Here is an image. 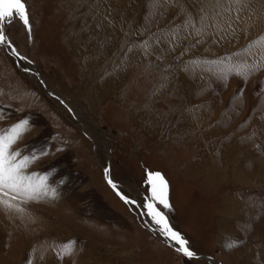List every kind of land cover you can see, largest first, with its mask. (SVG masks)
I'll return each mask as SVG.
<instances>
[{"label": "rangeland", "instance_id": "rangeland-1", "mask_svg": "<svg viewBox=\"0 0 264 264\" xmlns=\"http://www.w3.org/2000/svg\"><path fill=\"white\" fill-rule=\"evenodd\" d=\"M103 1L24 0L30 29L15 16L3 22L9 48L90 117L109 149L98 148L0 45V135L28 121L11 150L17 160L30 158L22 171L33 184L46 177L37 198L0 193L7 201L0 202V264H177L175 257L212 264L151 233L135 205L108 184L103 166L142 203L150 198L148 173L160 172L170 207H158L192 251L223 264H264V0ZM88 15L109 35L117 29L118 43L91 36ZM145 39L143 58L121 68L123 51ZM193 154L219 174L208 196L176 187ZM174 187L193 205L192 222L175 215ZM231 196L232 213L215 225L213 207Z\"/></svg>", "mask_w": 264, "mask_h": 264}, {"label": "snow or ice", "instance_id": "snow-or-ice-1", "mask_svg": "<svg viewBox=\"0 0 264 264\" xmlns=\"http://www.w3.org/2000/svg\"><path fill=\"white\" fill-rule=\"evenodd\" d=\"M14 16L18 17L30 29L28 10L24 0H0V44L7 41L2 27L3 22H11ZM16 54L18 55V53ZM27 124L28 121H21L13 125L8 133L0 135V193H3L5 196H7L8 192L15 193L12 199H15L17 196L33 199L37 198L44 191L43 181L46 177L41 178L40 184H33L31 178L27 177L22 171L23 168L28 166L30 158L24 157L21 160H17L19 153L11 150V146L26 130ZM45 154L43 150L40 153V155ZM38 158L36 154H33L31 160L34 161ZM107 171L105 169L106 174ZM108 182L112 184L111 180ZM147 182L150 185V198L142 205L147 209V215L159 226V231L165 237L174 241L179 246L177 251L183 253L186 257H195L196 253L190 249L188 241L180 232L173 229L164 212L158 207V205H162L164 208L170 207L167 195V181L160 172L150 171L147 175ZM112 186L116 187L114 184ZM122 199L127 203H137L135 200H128L127 197L122 196ZM0 202L7 204V201Z\"/></svg>", "mask_w": 264, "mask_h": 264}, {"label": "bare ground", "instance_id": "bare-ground-1", "mask_svg": "<svg viewBox=\"0 0 264 264\" xmlns=\"http://www.w3.org/2000/svg\"><path fill=\"white\" fill-rule=\"evenodd\" d=\"M83 1V0H82ZM100 1V0H99ZM102 1V3L104 2L105 3V1H103V0H101ZM109 1V0H108ZM107 1V2H108ZM115 2H116V0H114ZM124 1L125 0H121V2L122 3H124ZM110 2V1H109ZM109 2H108V4H109ZM83 3V2H82ZM81 3V4H82ZM97 3V2H96ZM121 3V4H122ZM98 4V3H97ZM125 4H128V3H126L125 2ZM103 5H105V4H103ZM129 5V4H128ZM128 5L126 6V7H128ZM108 6V5H107ZM101 7V6H100ZM121 7V6H120ZM130 7H132V6H130ZM103 8V7H102ZM100 8L101 10L99 11L98 9V11L99 12H104L103 11V9L105 10V8ZM113 8V7H112ZM123 8V7H122ZM111 9V8H110ZM124 10V9H123ZM128 10V9H127ZM130 10V9H129ZM132 10V9H131ZM107 11H108V9H107ZM117 11H118V9H117ZM96 12V11H95ZM109 12V11H108ZM107 12V13H108ZM123 12V11H122ZM128 12V11H127ZM130 12V11H129ZM111 13H113V12H111ZM98 14H100V13H98ZM97 14V15H98ZM129 14H131V13H129ZM74 15V14H73ZM124 15V14H123ZM100 16V15H99ZM105 16V15H104ZM109 16H111V15H109ZM113 16V15H112ZM111 16V17H112ZM122 16V15H121ZM127 17H128V15H126ZM139 16V15H138ZM110 17V18H111ZM117 17V16H116ZM118 17H120V16H118ZM87 18V25H86V23H85V21H84V26L86 25L87 26V30L91 33V31H92V33H91V36H93V37H98L99 39H101L100 41L101 42H106V43H109L111 46L113 45L112 43H115L116 41H119L118 39H119V36H117V34H116V32H114V31H116V30H113V29H110L111 31H110V35H109V33L108 32H106V31H102L101 29H100V27L98 26V24H97V18H95V17H93V15L92 16H89L88 15V17H86ZM113 18V17H112ZM122 18V17H121ZM128 18H130V17H128ZM102 19V18H101ZM116 19V22H117V19L118 18H115ZM124 21V20H123ZM133 21V20H132ZM112 22V21H111ZM126 22V21H125ZM127 22H129V21H127ZM96 24H97V26H96ZM120 24V23H119ZM119 24H115L116 26H118L119 28H120V25L121 24H123V22H121V24L119 25ZM130 24V23H129ZM134 24V23H133ZM125 25V24H124ZM128 25V24H127ZM132 25V24H131ZM114 27V26H113ZM147 27V26H146ZM112 28V27H111ZM108 29V28H107ZM121 29V28H120ZM133 29V28H132ZM146 29V28H145ZM91 30V31H90ZM109 30V29H108ZM142 31V30H141ZM149 31V30H148ZM220 31V30H219ZM122 34V33H121ZM138 34V33H137ZM131 36V35H130ZM126 38H127V35H126ZM137 38V37H136ZM138 39V38H137ZM82 40V39H81ZM84 40V39H83ZM98 40V39H97ZM74 41V43L76 44V45H81L78 41H76V40H73ZM126 41L127 40H125L124 41V43H123V45L124 44H126ZM131 41H132V39H131ZM136 41V40H135ZM140 41V40H139ZM81 42V41H80ZM134 42V41H133ZM150 42V39L148 40H143V42H140V46L139 47H137V46H133L132 44V47H131V45H128V49L125 51H123V53H122V61L124 62V63H122V65H124L123 67H121V68H124L125 67V65L126 64H128V62L126 63V61L127 60H129V59H132V58H134V56H138V58H143V57H141V56H143V55H138V54H144V49L146 48V44L147 43H149ZM96 43V42H95ZM116 43H118V42H116ZM156 43H154L153 45H155ZM159 44V43H158ZM158 44H156L157 46H158ZM177 44H179V43H177ZM1 46H3V48H4V50L6 51V53L10 56V57H13L14 58V60L17 62V66H18V68H19V66L21 67V68H23L24 69V72L23 71H21V72H23V74H25V75H27L28 77H30V78H32L33 80H35L36 82H37V84L39 85V83H40V87H41V89L49 96V97H51L52 99H54L55 101H56V103L61 107V109L65 112V113H67L73 120H75V121H77L78 122V125H79V127L81 128V129H83L84 131H86L88 134H90V135H92L93 137H94V139L90 136V138L93 140L92 142L94 143V144H96L97 145V147L98 148H103L104 150H106L107 152H108V149H109V142H108V140L106 139V137L99 131V129L93 124V122H92V120L90 119V117H87L85 114H83L81 111H79L76 107H74V106H72L61 94L60 95H58V94H56V92H54V90L52 89V87H49L48 85H47V83L42 79V77L40 76V74H39V71L37 70V68H35L31 63H28V61H26L23 57H21L20 55H17L16 54V52H13L10 48H9V46H8V43H7V41L5 42V43H2V44H0ZM160 45V44H159ZM164 45V44H163ZM107 46H109V45H107ZM106 46V47H107ZM118 46V45H117ZM124 46H126V45H124ZM116 47V46H115ZM117 49V48H116ZM122 49V48H121ZM158 49H159V47H158ZM8 51H10V52H8ZM166 51V50H165ZM10 53V54H9ZM166 55V54H165ZM162 57V56H161ZM140 59H138V60H140ZM142 62V61H141ZM19 64V65H18ZM30 65L32 66V68L35 70H33V71H31L29 68H30ZM118 69H116V71H115V76H118V73H119V68H120V66L119 67H117ZM29 71V72H28ZM113 75V74H112ZM114 76V78H113V80H117V78ZM40 77H41V79H42V81L43 82H41V79H40ZM116 78V79H115ZM167 78V77H166ZM168 79V78H167ZM170 79V78H169ZM169 79H168V81H169ZM171 80V79H170ZM167 81V82H168ZM39 82V83H38ZM163 82V81H162ZM112 83V82H111ZM164 83V82H163ZM163 85V84H162ZM112 88V87H111ZM159 91V90H158ZM83 130H81V131H83ZM154 135V134H153ZM97 148V149H98ZM105 167H108V166H105ZM108 169V168H107ZM108 174H109V179L112 181V178H111V176H110V170L108 169ZM113 182V181H112ZM114 183V182H113ZM115 184V183H114ZM116 185V184H115ZM118 186V185H117ZM118 188L120 189V187L118 186ZM122 192V191H121ZM123 193V192H122ZM124 194V193H123ZM125 195V194H124ZM126 196V195H125ZM128 197V196H127ZM128 198H130V197H128ZM132 200H135L136 201V199L135 198H131ZM128 204H131V203H128ZM143 204H145V203H142V202H137L136 204H134L135 205V207H136V210H138V213L142 216V217H144V219H145V222H146V227H147V229L149 230V231H151V233H153L154 235H156L157 237L158 236H161L162 238H163V241L165 242V243H171V244H173V246H176V247H178L177 245H175L174 244V242H172L170 239H168L167 237H165L164 235H163V233H161L160 231H159V226L158 225H156L155 224V222L153 221V223H151L149 220H148V218H146V216L144 215V212L145 213H147V209L145 208V207H143L142 205ZM175 248V247H174ZM196 256L198 257V258H206L209 262H211L212 264H218V259L215 257V256H211V255H209V256H211L210 258L208 257V255L206 256V255H204V254H196ZM218 260V261H217ZM221 262V261H220ZM222 263V262H221ZM223 264V263H222Z\"/></svg>", "mask_w": 264, "mask_h": 264}, {"label": "crops", "instance_id": "crops-1", "mask_svg": "<svg viewBox=\"0 0 264 264\" xmlns=\"http://www.w3.org/2000/svg\"><path fill=\"white\" fill-rule=\"evenodd\" d=\"M154 127V126H152ZM168 158H170L171 160L173 161H176L177 160V157L175 155H167ZM200 159V157H199ZM195 157H194V154L192 157H190L189 159H187L186 162H183V164H181V168H180V173L181 175L184 177L181 181V183L178 185H176L177 188L179 187H184L186 188L187 190H190L191 192L193 187H197L198 191L206 196L209 195V193H211L212 190L214 189H217L215 188L217 183L220 182V181H217L218 177H219V174L215 172L214 169L212 168H201L199 166L200 164V161L199 160H195ZM206 160V158H205ZM203 169V170H202ZM186 184H187V187H186ZM174 187V193L172 194L174 200H175V215L176 213L182 217H184V219H187L189 221L192 222L191 218H194L192 216V211H193V205L192 206H185L184 202H183V199H184V196H183V193H178V190L177 188ZM177 190V191H176ZM186 191V190H184ZM183 191V192H184ZM234 199H236V197H230L229 199H224L222 202L223 203H220L219 205H215L213 207V211H214V221H215V225H222V224H225V222H222V217L225 218V217H228L229 214H231L232 212V209H233V201ZM229 200V202H228ZM232 202V203H231ZM232 204V205H231ZM185 206V207H184ZM187 209H189L187 211ZM236 209V207H235ZM187 211V212H185ZM216 213L218 215V219L216 218ZM177 216V215H176ZM196 216V215H195ZM195 226V225H194ZM184 228V226H183ZM222 231H225L226 230H222ZM183 233L185 235H192L193 238H197V236L194 234L193 230L190 231L186 228L183 229ZM221 234V236H224L225 234H223V232L219 233ZM254 234H255V231H254ZM254 234L252 235V238L254 236ZM214 235V234H212ZM217 235V234H216ZM259 235L260 236H263L264 235V225L259 229ZM220 236V235H218ZM220 236V242L224 243V241H226L225 238L221 237ZM188 239H190L188 236H187ZM252 238L250 239V241L252 240ZM256 242V241H255ZM254 242V243H255ZM247 247V250L249 248V245L246 246ZM249 252V250L247 251ZM251 252V251H250ZM195 253H198V254H204V255H211V256H215L214 254H210L208 252H203V251H197ZM252 253V252H251ZM248 255V254H246ZM253 255V253L251 254ZM217 257V256H216ZM175 260L177 264H179V259L177 257H175Z\"/></svg>", "mask_w": 264, "mask_h": 264}, {"label": "water", "instance_id": "water-1", "mask_svg": "<svg viewBox=\"0 0 264 264\" xmlns=\"http://www.w3.org/2000/svg\"><path fill=\"white\" fill-rule=\"evenodd\" d=\"M8 52H10V51H8ZM10 54V53H9ZM19 65V64H18ZM19 69L21 70V71H23L24 72V69L23 68H21L20 66H19ZM29 72V71H28ZM40 79H41V77H40ZM41 82H43L42 81V79H41ZM103 168V170H104V173H105V179H106V181L108 182L110 179H109V174H108V171H107V174H106V172H105V169H107V167H102ZM108 170V169H107ZM108 184H109V182H108ZM112 184H114L113 182H112ZM112 184H109L116 192H117V194L122 198V196L123 197H127V196H125L122 192H121V190L118 188V186L117 185H115L116 187H113L112 186ZM128 198V197H127ZM128 200H132L131 198H128ZM132 204V203H131ZM171 244V243H170ZM172 246H173V244H171ZM173 247H175L176 249L178 248V247H176V246H173ZM207 256V255H206ZM208 257L210 258L211 256H209L208 255ZM218 261V260H217ZM218 264H222L220 261H218Z\"/></svg>", "mask_w": 264, "mask_h": 264}]
</instances>
